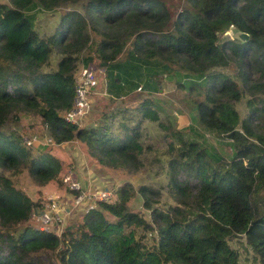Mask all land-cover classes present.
Wrapping results in <instances>:
<instances>
[{"label":"trees","instance_id":"1","mask_svg":"<svg viewBox=\"0 0 264 264\" xmlns=\"http://www.w3.org/2000/svg\"><path fill=\"white\" fill-rule=\"evenodd\" d=\"M60 7L67 10L54 31L39 35L37 14ZM230 26L247 39L219 41ZM86 47L84 65L104 69L106 94L121 98L140 87L146 96L81 128L62 115L72 105ZM54 48L62 57L56 70L43 72ZM163 81L190 96L184 98L189 119L199 128L190 130L219 140L204 145L186 131L168 129L176 204L153 207L154 189L139 187L149 222L130 210L134 189L125 183L114 201L97 200L57 235L24 225L34 208L45 205L0 174V264H41L35 257L40 251L56 252L60 264H239L233 239H244L254 263L264 264V0H183L175 16L169 0L0 3V128L9 118L36 114L56 144L78 138L97 164L137 171L143 122L159 121L154 94ZM244 98L241 117L237 103ZM124 115L136 122L128 124ZM7 132L0 131V167H23L38 185L64 184L59 157L50 150L33 153ZM154 231L149 245L147 234Z\"/></svg>","mask_w":264,"mask_h":264},{"label":"rangeland","instance_id":"2","mask_svg":"<svg viewBox=\"0 0 264 264\" xmlns=\"http://www.w3.org/2000/svg\"><path fill=\"white\" fill-rule=\"evenodd\" d=\"M7 1L0 0V3H6ZM169 2L171 3V11L175 16L176 11L181 8L183 0H169ZM66 10V7H60L54 11L38 13L35 28L39 35H50L60 19L61 12L64 13ZM86 49L87 47L79 55V67L84 64L83 56ZM61 57L62 54L54 48L48 63L44 64L41 70L43 72L56 70L57 62ZM136 91L121 98H111L105 93V78L101 77L99 85L92 91L94 94L90 96V109L78 126L81 128L92 127L110 109L116 111V108L119 106L125 107L133 104V101L138 100L140 102V99L144 98L146 93L143 90L137 89ZM154 95L157 97L155 102L158 107L159 121L153 122L146 119L143 122V135L140 141L143 144L144 151L142 153V166L137 171H127L122 168H106L97 164L88 155L84 142L78 138L67 143L56 144L49 130L36 114L9 118L6 125L0 128V131L4 133H8L7 131L15 132L21 138L22 144L24 143L25 146L30 147V151L33 153L50 150L62 162V178L70 174L75 178L79 177V179L83 180V184L81 185L85 191L87 188L92 192L107 189L110 195L109 201H114L117 197V190L125 183H129L134 189L132 197L128 202L130 210L138 213L150 222V211L143 206V198L138 192L139 187L147 186L154 189L155 194L151 195L153 207L166 209L168 206L176 204L170 192V171L167 165L168 161L173 159L176 154L175 152H171V149H168L167 143L173 139L169 135L170 131L168 129L186 131L190 136H196V139L204 145L210 142L217 144L219 141L208 133L200 131L203 134L202 137L190 130V126H193L197 131L199 128L196 123L189 119V106L184 101V98L186 97L189 100L191 98L184 91L176 89L175 85L168 81H163L161 91ZM245 100L244 98L237 103V109L241 117L247 113ZM120 116L118 115V117ZM123 120L128 124L136 122V119H126V115L123 116ZM118 130V125L114 124L113 131L117 132ZM176 146H180V144L177 143ZM220 149H226V155L230 154L229 147L224 146ZM0 174L10 178L14 186L23 190L31 199H37L45 205L44 209L40 210L39 206L34 209H38L41 212L51 211L48 205H51L53 200L58 203L61 221H54L49 226V232L57 235H60L66 226L75 225L96 202L88 199L81 202L78 201L76 198L78 192L75 191L77 194L74 195L70 192L68 184L65 182L63 184L59 179L45 185H38L23 167L16 169L0 167ZM24 225L40 229V223L37 222V219L32 220L30 217ZM21 227L22 224L13 227L11 230L19 231ZM155 233L154 231L152 234H147L149 245L155 242ZM229 244L238 251L239 264H256L254 263V254L244 239H233L229 241ZM35 257L38 258L41 264H60L54 251H40L35 254Z\"/></svg>","mask_w":264,"mask_h":264},{"label":"built area","instance_id":"3","mask_svg":"<svg viewBox=\"0 0 264 264\" xmlns=\"http://www.w3.org/2000/svg\"><path fill=\"white\" fill-rule=\"evenodd\" d=\"M101 77H105V71L102 67L90 66L86 67L82 64L74 76V95L72 105L63 113V119L73 124H79L80 121L87 115L90 106V93L99 85ZM140 90V87H138ZM93 93V92H92ZM63 181L68 184L70 189L77 191V200H101L109 201V192L107 189L91 191L89 188L82 189V183L71 174L63 178ZM51 211L41 212L38 209H33L30 213V218L37 219L40 223L39 228L49 232V226L54 222H60V214L58 203L53 200L51 205H48Z\"/></svg>","mask_w":264,"mask_h":264},{"label":"water","instance_id":"4","mask_svg":"<svg viewBox=\"0 0 264 264\" xmlns=\"http://www.w3.org/2000/svg\"><path fill=\"white\" fill-rule=\"evenodd\" d=\"M226 38L227 39L237 38L240 40H244V39H247V34L240 32V31H235L233 30V27L230 26V30L222 34L221 37L219 38V41L224 40Z\"/></svg>","mask_w":264,"mask_h":264},{"label":"crops","instance_id":"5","mask_svg":"<svg viewBox=\"0 0 264 264\" xmlns=\"http://www.w3.org/2000/svg\"><path fill=\"white\" fill-rule=\"evenodd\" d=\"M77 179H79V177H77ZM80 180V182L83 184V180H81V179H79Z\"/></svg>","mask_w":264,"mask_h":264}]
</instances>
